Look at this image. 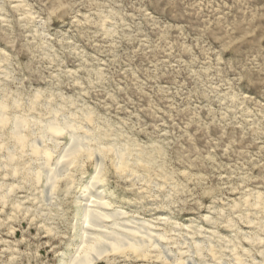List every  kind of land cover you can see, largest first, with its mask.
I'll list each match as a JSON object with an SVG mask.
<instances>
[{"label":"clouds","instance_id":"obj_1","mask_svg":"<svg viewBox=\"0 0 264 264\" xmlns=\"http://www.w3.org/2000/svg\"><path fill=\"white\" fill-rule=\"evenodd\" d=\"M0 264H264V0H0Z\"/></svg>","mask_w":264,"mask_h":264}]
</instances>
